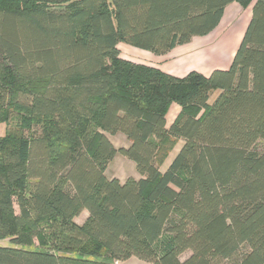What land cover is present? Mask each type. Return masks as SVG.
I'll list each match as a JSON object with an SVG mask.
<instances>
[{
  "label": "trees",
  "instance_id": "1",
  "mask_svg": "<svg viewBox=\"0 0 264 264\" xmlns=\"http://www.w3.org/2000/svg\"><path fill=\"white\" fill-rule=\"evenodd\" d=\"M233 3L251 16L226 70L177 78L120 57L118 44L164 56L206 37ZM12 119L0 264H264V0H0ZM116 155L138 179L107 177Z\"/></svg>",
  "mask_w": 264,
  "mask_h": 264
},
{
  "label": "rangeland",
  "instance_id": "2",
  "mask_svg": "<svg viewBox=\"0 0 264 264\" xmlns=\"http://www.w3.org/2000/svg\"><path fill=\"white\" fill-rule=\"evenodd\" d=\"M251 6L247 8H241L236 3H233L226 7L224 16L219 23L218 27L207 37H195L193 38L185 47L187 53H198L199 56H210L214 51L216 54L222 55L226 50V53L223 55L225 58L231 57L242 38L243 35V27L249 20ZM229 41V44L226 42ZM226 44V45H225ZM121 55L122 57L131 58L133 61H144L150 62L152 59L151 55L148 53H143L140 51H135L131 47H121ZM222 53V54H221ZM174 53L171 54L168 58L163 57L164 64H169L174 60ZM202 59V58H201ZM212 66H210L211 68ZM218 95V92H214L211 94L210 103H213ZM17 125L15 120H10L6 123H0V138L4 137L7 131H10ZM112 142L115 148H123L127 147L128 142L122 135H117L116 137H112ZM180 145H177L179 148ZM130 166H134V164L124 158L121 155H118L116 159H114L109 167L107 174L109 177H118L119 179L125 180L126 177L135 176V169H131ZM135 168V166H134ZM15 214H18V208L14 205ZM86 212H82L80 216L77 218V222L81 223L85 216ZM0 246L9 247L10 244L7 241H0ZM39 245L37 241H34L33 245L28 249H38ZM188 256V253L184 254L181 259H185Z\"/></svg>",
  "mask_w": 264,
  "mask_h": 264
},
{
  "label": "crops",
  "instance_id": "3",
  "mask_svg": "<svg viewBox=\"0 0 264 264\" xmlns=\"http://www.w3.org/2000/svg\"><path fill=\"white\" fill-rule=\"evenodd\" d=\"M224 13H225V10H224ZM223 16H224V14H223ZM250 16H251V9H250ZM250 16H249V20H250ZM249 20H248V22H249ZM248 22L243 27V33L246 29ZM229 41L230 40H228L226 42V44H229ZM240 41H239V43H240ZM239 43H238V45H239ZM238 45H237V47H238ZM123 46L126 47L127 45L118 44L117 48L119 49V51L121 50V47H123ZM186 46H187V44L184 46L177 47L164 56H155L151 53L144 52V51L137 50V49L133 48V50H135V51H140V52L148 53L149 55H151L152 59L150 60V62H144V61H137L136 62V61H133V59H131V58L122 57L121 51H120V57L125 59V60L136 63V64H142L145 66H149V67L159 69L160 71H162L168 75H171L173 77H177V78H183L190 72H197V73H200V74L208 77L215 70H226V69H228L230 64H231V61L233 59V56L235 54V51L237 49V47H236V49H235V51L231 57L225 58L223 55L226 53V50L224 51L223 54L221 53L222 55L216 54V52L214 51L210 56H199L200 54H198V53L197 54L196 53H192V54L187 53L186 52L187 50L185 49ZM173 53H174L175 59L171 63L169 62V64H167V63L164 64V61L162 60L163 57L168 58ZM210 66H212V67L210 68ZM179 111H180V108L178 105L172 104L170 106V108L167 112V115H166V127H169L173 123V121L176 118V116L178 115ZM177 145H180L178 149H176ZM177 145L172 150V152L169 154L168 158L166 159V161L162 165V167L160 169L161 172H165L166 169L168 168V166L171 164V162L173 161V159L175 158V156L179 152L180 148L182 147V142H179ZM128 146H129V144L127 145V147ZM124 148H126V147H124ZM117 156L118 155H116L114 157V159H116ZM130 168L133 170L135 169L134 166H130ZM107 171H108V169H107ZM106 174H107V172H106ZM107 177L109 179H112V178L118 179L121 183H123L127 178H129V175L126 177L125 180L119 179L118 177H109L108 174H107ZM132 178L138 179L139 176H138V174H135V176H132ZM84 212H86V211H84ZM86 217H87V215L85 216L83 221L86 219ZM74 221L77 224L83 223V221H81V223L77 222V218ZM118 264H150V263H145V262L139 261L136 258H130L129 260L118 263Z\"/></svg>",
  "mask_w": 264,
  "mask_h": 264
}]
</instances>
